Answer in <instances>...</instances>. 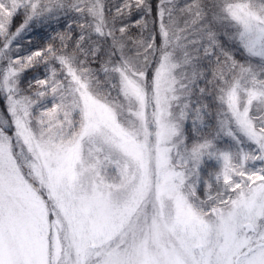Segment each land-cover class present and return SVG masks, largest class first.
Listing matches in <instances>:
<instances>
[{
    "label": "snow or ice",
    "instance_id": "6c2138e0",
    "mask_svg": "<svg viewBox=\"0 0 264 264\" xmlns=\"http://www.w3.org/2000/svg\"><path fill=\"white\" fill-rule=\"evenodd\" d=\"M0 38V264H264V0H0Z\"/></svg>",
    "mask_w": 264,
    "mask_h": 264
},
{
    "label": "trees",
    "instance_id": "16d2710c",
    "mask_svg": "<svg viewBox=\"0 0 264 264\" xmlns=\"http://www.w3.org/2000/svg\"><path fill=\"white\" fill-rule=\"evenodd\" d=\"M105 2L107 6L111 7L112 5L118 3L119 0H105ZM74 18H75V14H71L68 17H65L63 16V14H61V18L59 22H57L56 20H51L46 25L43 26L39 24H35L31 26V31L28 32L27 35H25V37L22 39L24 41L20 43L19 47L17 48V52H16L17 55L20 57L27 56L31 54V52L33 51L45 48L49 43L58 46L60 41L57 34L68 32L66 25L68 23H71ZM21 20L22 17L17 16L14 22L12 23L11 28L15 29L16 27H18L19 24L21 23ZM78 31L79 30L76 28L75 24H73L71 35L75 37L78 34ZM228 31L230 32V29H228ZM53 37H56V39H53ZM224 41L228 43L229 40L225 37ZM72 43H73L72 41H68L69 48L72 47ZM229 44L231 45V43ZM231 46L233 47L232 50H236L235 44ZM36 67L38 69L35 71L33 70V73H38V74L43 73L44 66L42 64ZM36 67H32V68H36ZM32 68H29V70ZM21 88L27 89V72L25 71L22 73L21 76ZM207 102L209 103L211 102V97H208ZM214 107L215 106L213 105V109ZM0 108L1 111H4L3 103H0ZM213 122H214L213 120L209 121V123H213Z\"/></svg>",
    "mask_w": 264,
    "mask_h": 264
},
{
    "label": "rangeland",
    "instance_id": "374dc122",
    "mask_svg": "<svg viewBox=\"0 0 264 264\" xmlns=\"http://www.w3.org/2000/svg\"><path fill=\"white\" fill-rule=\"evenodd\" d=\"M184 2V0H181V3H183ZM11 27H12V25H11ZM16 29V28H15ZM15 29H12L11 28V31H15ZM222 31L224 30V29H221ZM31 31V27L29 28V29H27V30H25V31H23V32H21V34L16 38V40L13 42V44H12V46H11V51H10V53H9V55H11L13 58H15V57H17L18 55H17V48L19 47V45H20V43H22L24 40H22L24 37H25V35H27V33L28 32H30ZM230 31H231V29H230ZM0 39H2V38H0ZM220 39H221V42L224 44V46H225V48L227 49V50H230V51H232L233 53H234V55H235V58L237 59V60H239V61H243L244 59H245V57H244V54L242 53V51H239L238 50V48H237V46H236V50H232L233 49V47L231 46V45H233L234 43H232V42H230V41H228V43H226V41H224V39H225V36L224 35H221V37H220ZM229 43H231V45L229 44ZM231 47V48H230ZM20 57V56H19ZM3 63L4 62H0V67H2L3 66ZM38 68L36 67V68H32V69H27V70H25V72H27V85H28V82L29 81H33V83H34V77H37V78H44V75H45V69L43 70V73H41V74H38V73H33V70L35 71V70H37ZM21 76H22V74H21ZM201 87H203L204 85H203V83L200 85ZM211 103V102H210ZM50 106V105H49ZM5 107V106H4ZM4 111H1V108H0V114H2ZM229 141L227 140V139H225V141H224V143H228ZM207 170H212V166L211 165H209L208 166V168H207ZM206 170V171H207ZM204 178L205 179H207V175H206V173L204 174ZM200 191L202 192L203 191V186H201L200 187Z\"/></svg>",
    "mask_w": 264,
    "mask_h": 264
}]
</instances>
